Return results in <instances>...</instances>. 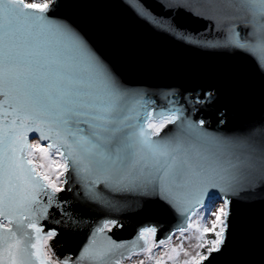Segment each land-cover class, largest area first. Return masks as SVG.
<instances>
[{
    "label": "snow or ice",
    "instance_id": "1",
    "mask_svg": "<svg viewBox=\"0 0 264 264\" xmlns=\"http://www.w3.org/2000/svg\"><path fill=\"white\" fill-rule=\"evenodd\" d=\"M89 6L0 0V264H222L245 229L239 206L264 205V106L212 120L214 87L126 79L78 19ZM120 6L166 38L250 58L264 78V0ZM149 205L178 222L113 239L116 214ZM74 234L77 250L57 255ZM257 236L236 264H264V215Z\"/></svg>",
    "mask_w": 264,
    "mask_h": 264
},
{
    "label": "water",
    "instance_id": "2",
    "mask_svg": "<svg viewBox=\"0 0 264 264\" xmlns=\"http://www.w3.org/2000/svg\"><path fill=\"white\" fill-rule=\"evenodd\" d=\"M88 2L91 6L82 9L78 19L94 25L98 42L126 79L182 89L214 87L218 90V98L206 113L212 120L216 118V110L221 109L229 114L231 123L236 124L264 106V78L254 71L250 58L166 38L138 20L131 8L121 7V0ZM187 30L190 33L202 31L195 24L187 25ZM239 212L245 229L222 258V264H236L254 250L258 241V223L264 215V205L241 204ZM116 215L123 227L110 234L113 239L124 241L134 239L139 227L155 220L166 226L178 222L174 215L161 216L154 205L142 211L126 210ZM158 238H162L159 233ZM57 239L59 242L53 243L57 255H61L75 252L85 237L74 234L71 240Z\"/></svg>",
    "mask_w": 264,
    "mask_h": 264
},
{
    "label": "rangeland",
    "instance_id": "3",
    "mask_svg": "<svg viewBox=\"0 0 264 264\" xmlns=\"http://www.w3.org/2000/svg\"><path fill=\"white\" fill-rule=\"evenodd\" d=\"M178 241H176L175 240V238H174V240H173V243H177ZM187 243V242H186ZM157 255H159V253H157ZM181 258H183V257H181ZM135 259H140V257H136Z\"/></svg>",
    "mask_w": 264,
    "mask_h": 264
}]
</instances>
